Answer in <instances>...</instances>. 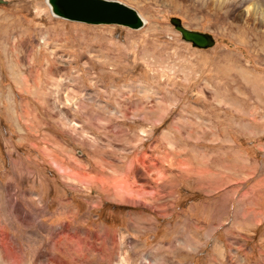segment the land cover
<instances>
[{
	"label": "rangeland",
	"instance_id": "obj_1",
	"mask_svg": "<svg viewBox=\"0 0 264 264\" xmlns=\"http://www.w3.org/2000/svg\"><path fill=\"white\" fill-rule=\"evenodd\" d=\"M117 1L144 25L0 0V243L20 264H264V0Z\"/></svg>",
	"mask_w": 264,
	"mask_h": 264
},
{
	"label": "water",
	"instance_id": "obj_2",
	"mask_svg": "<svg viewBox=\"0 0 264 264\" xmlns=\"http://www.w3.org/2000/svg\"><path fill=\"white\" fill-rule=\"evenodd\" d=\"M53 12L61 17L87 23L121 24L138 29L144 25L139 12L117 0H49ZM172 24L185 41L194 47L209 48L215 45L211 33L186 27L180 17L171 18Z\"/></svg>",
	"mask_w": 264,
	"mask_h": 264
},
{
	"label": "bare ground",
	"instance_id": "obj_3",
	"mask_svg": "<svg viewBox=\"0 0 264 264\" xmlns=\"http://www.w3.org/2000/svg\"><path fill=\"white\" fill-rule=\"evenodd\" d=\"M0 244H2L0 246V250L3 253V254H1L3 263L13 262L14 264H20L21 261H23L22 260V248L20 247V245L17 242H14L13 239H9L8 235L4 236V239H3L2 243H0Z\"/></svg>",
	"mask_w": 264,
	"mask_h": 264
}]
</instances>
